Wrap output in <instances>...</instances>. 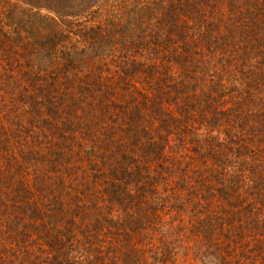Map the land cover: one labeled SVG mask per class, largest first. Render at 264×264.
<instances>
[{
	"label": "trees",
	"instance_id": "obj_1",
	"mask_svg": "<svg viewBox=\"0 0 264 264\" xmlns=\"http://www.w3.org/2000/svg\"><path fill=\"white\" fill-rule=\"evenodd\" d=\"M220 1L224 13L216 0H105L99 20L84 24L89 37L61 21L41 48L27 30L10 37L0 28L1 43L32 38L8 53L34 49L23 66L7 60L0 113L22 103L37 108L42 126L45 116L59 118L74 130L71 148L87 172L54 175L58 194L44 174L27 187L15 179L10 191L0 180V264H173L160 227L148 239L151 255L132 247L131 223L138 235L150 232L134 207L141 199L154 218L165 209L182 218L189 243L210 259L195 264H264V78L246 62L261 48L229 34L255 7ZM217 62L238 78H221ZM113 116L121 140L110 142L118 131L101 123ZM129 138L142 151L152 145L149 167L129 162ZM119 206L135 221L123 222Z\"/></svg>",
	"mask_w": 264,
	"mask_h": 264
},
{
	"label": "rangeland",
	"instance_id": "obj_2",
	"mask_svg": "<svg viewBox=\"0 0 264 264\" xmlns=\"http://www.w3.org/2000/svg\"><path fill=\"white\" fill-rule=\"evenodd\" d=\"M104 1L105 0H72L69 3H61L57 0H0V28L4 33L9 34L10 37H13L12 35H14L13 33H15L14 30L16 29L19 30L21 35H25L24 30H27V38L32 36L33 39L37 41L35 45L41 48V46H45L44 44L48 42L46 40L50 36L48 32L51 33L55 23L64 26L61 21H68L69 25L67 26L69 28L77 29L81 26L80 31H86V28L93 24L91 21L99 20L100 10L101 8H104ZM244 1L245 0H232V3L234 4H232L233 6L230 9L237 7V5L244 6L246 4ZM250 1V3L254 5L255 10L251 12L250 8H248L245 17H243L242 20H238L237 24L230 27L229 34L232 40L239 41L243 38V41H245V39H247V41L252 44L253 49L261 48L260 52L256 53L255 51H252V56L248 58V61H245L248 62L250 68L254 61L255 66L259 67V71L262 72L261 76L264 78V0ZM221 4L225 7L222 8L224 13L227 11L226 4L222 3L220 0H216V10L219 7H222L220 6ZM233 20L234 23H236L235 18ZM86 22H89V25H84ZM49 26H51V28H49ZM238 31H242V36H239ZM81 35H84V38L90 36H88L87 31L81 32ZM35 36H38V40ZM31 41L32 38L28 40V42L22 44L17 42L10 43L8 41L0 42V74L3 69L7 70V60L11 59L12 61V59H14L17 63L21 62V65L23 66L25 60L34 53L33 47H27L25 48V51L24 49H21L20 51L22 54L8 53L7 49H20L24 45H28ZM220 62L217 63L219 71L222 74V76H220L221 78L223 77V79H225V75L238 78V71L231 70L230 67L223 62L220 66ZM19 68L24 69V67ZM0 86H2L1 82ZM12 93H16V91ZM14 97L15 95H12L13 100ZM225 101L226 103H229V99H226ZM16 104L17 103H15L14 106L10 104V108L12 106V111L10 113H0V180L4 183L7 191H10L16 186L15 179H22L24 186L27 187L28 183L33 180L34 174H44L49 176L51 182H53L51 186L53 193L58 194V191H56L58 184L53 180L54 175H59V177L62 175V177L64 176V179L65 175L68 174L70 177L77 178L79 175H82V173H87L80 169V164H78L76 160L79 158L74 157L76 150L73 152L74 147L71 148L75 139L73 137L71 138L72 133L74 134V130L65 129L62 126L60 119L57 117L49 118L45 116L46 119L44 117V120L42 121L44 122L47 120L49 126L46 122H44L45 124L42 126L41 120H38L37 113H35L37 108L32 109L30 106L22 103ZM114 118V116L110 119L107 118V120H104L101 123L105 124L104 128H102L105 130V133L108 132V130H106L107 127H109V131L111 129L112 131H118L114 133L108 132L110 142L121 140V134L118 130L119 127H116V124L113 123L114 121H119L120 118ZM95 132L96 135H98L97 130H95ZM22 133H24V135ZM59 142L60 146H58ZM128 142L130 143V145H128L130 152L126 154L127 157H131L129 162L132 164L141 163L149 167L152 163V145L142 151V147L138 145L133 146V139L129 138ZM56 145L57 148L55 147ZM31 147H33L34 151H32ZM59 160H61L62 163H57ZM64 162H66V164ZM8 175H11V179L14 180L13 183L7 179ZM118 175L122 177V174L118 173ZM45 192L47 193L48 191L45 189ZM45 192L44 194H46ZM65 192H60L61 195L58 196V201L61 203H64L67 199ZM34 194L35 193H33V195ZM50 194L51 192H48L47 196ZM142 200L143 199L138 200L134 207L141 216L146 215L143 217L146 219V222L145 220H143V222L148 229L150 228V232L149 234L146 233V238H144V234L138 235L139 225L131 223L134 227L131 236L134 239L133 242L135 244L132 245V247L136 246L137 250L140 248L139 250L141 252H146V255H151L152 248L149 245L151 241H148V239L152 240L150 237L152 236V227L155 225L156 227H160L161 233H168L165 237L171 243L169 245V251L167 252H169V256L173 255V264H195L196 262L200 263V261L208 263L210 261V259H204L205 255L201 256V254L198 253L201 252L202 249V246H200L199 243L196 247L189 243L192 233L188 231L186 235L184 225L183 223H180V219L182 218H178L177 215H171L168 209L160 211V217L154 218V216L151 215V211L154 208L152 205H140ZM121 209V206H119V217L123 222H126L128 218L123 209H128L125 206L122 210ZM114 210H116V208L112 211ZM110 211V208H108L107 214H109ZM178 213H180L182 217V213ZM53 214L56 216L59 215V212L55 209ZM128 221L134 222L135 220L129 218ZM173 233H176L177 237L174 242L172 241L175 235ZM102 235V237L108 239V233L104 231ZM156 236L157 235H155V237ZM107 239L102 245L104 246L102 250L103 255H105L107 249H110V246H106L109 243ZM217 251L218 250L216 249V252ZM147 264L156 263L151 261Z\"/></svg>",
	"mask_w": 264,
	"mask_h": 264
}]
</instances>
